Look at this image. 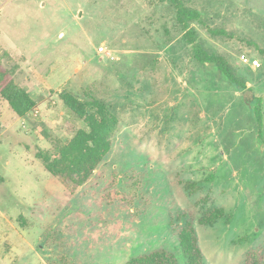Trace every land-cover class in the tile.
<instances>
[{
	"label": "rangeland",
	"instance_id": "obj_1",
	"mask_svg": "<svg viewBox=\"0 0 264 264\" xmlns=\"http://www.w3.org/2000/svg\"><path fill=\"white\" fill-rule=\"evenodd\" d=\"M184 3L200 14L196 41L261 99L264 137V0ZM0 58L35 102L19 118L0 100V264H123L157 248L187 264L185 220L206 264H244L264 248L253 105L193 60L169 2L0 0ZM63 91L102 99L119 118L109 153L74 192L36 156L83 128ZM187 182L201 190L190 194ZM214 207L230 222L199 225Z\"/></svg>",
	"mask_w": 264,
	"mask_h": 264
},
{
	"label": "trees",
	"instance_id": "obj_2",
	"mask_svg": "<svg viewBox=\"0 0 264 264\" xmlns=\"http://www.w3.org/2000/svg\"><path fill=\"white\" fill-rule=\"evenodd\" d=\"M146 1L151 4L163 2L171 4L176 13V21L183 31V39L191 46L193 60L203 67L213 68L220 78L240 91L250 105H253L252 111L258 136L264 145L261 99L253 94L251 88L247 86L246 79L238 76L223 56L208 52L196 41L195 31L190 25L200 21L199 12L185 5L184 0ZM260 53L264 66V51L260 50ZM1 61L0 58V100L17 117L25 118L33 111L35 102L14 80L11 73L4 69ZM60 99L72 116L82 122L83 128L75 129L70 138L64 142L54 141L52 152H37L36 156L53 178L74 192L88 181L109 153L112 138L118 129L119 118L110 103L92 95L80 98L69 91H63ZM184 188L190 194L201 190V187L194 182L185 183ZM231 216L222 207H214L201 214L198 224L212 226L219 220H225L228 224ZM181 218H184V215H181ZM177 238L187 264H206L198 246L195 228L189 220H185ZM123 264H178V260L172 252L157 248L133 256ZM244 264H264V248L259 246L249 250Z\"/></svg>",
	"mask_w": 264,
	"mask_h": 264
},
{
	"label": "built area",
	"instance_id": "obj_3",
	"mask_svg": "<svg viewBox=\"0 0 264 264\" xmlns=\"http://www.w3.org/2000/svg\"><path fill=\"white\" fill-rule=\"evenodd\" d=\"M102 51H103V48H99V52H102ZM240 60H242L243 63H248L249 58H247L246 55L242 54L240 56ZM250 63L253 66H258V62L256 60H252V61H250Z\"/></svg>",
	"mask_w": 264,
	"mask_h": 264
}]
</instances>
